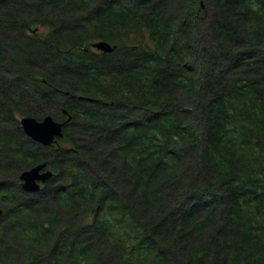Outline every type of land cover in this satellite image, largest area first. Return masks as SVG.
<instances>
[{"label":"trees","instance_id":"1","mask_svg":"<svg viewBox=\"0 0 264 264\" xmlns=\"http://www.w3.org/2000/svg\"><path fill=\"white\" fill-rule=\"evenodd\" d=\"M0 208V264H264V0H0Z\"/></svg>","mask_w":264,"mask_h":264},{"label":"water","instance_id":"2","mask_svg":"<svg viewBox=\"0 0 264 264\" xmlns=\"http://www.w3.org/2000/svg\"><path fill=\"white\" fill-rule=\"evenodd\" d=\"M92 47L103 53H110L113 50L108 43L103 41L93 43ZM65 123L55 121L51 117H46L42 121H37L32 117H23L20 119L23 133L30 140L42 146H49L55 138L60 137L62 135V127ZM45 167L46 163L40 164L20 175V180L23 182L21 187L24 192L35 193L39 191L40 186L37 182L45 183L51 177L50 171H43Z\"/></svg>","mask_w":264,"mask_h":264}]
</instances>
